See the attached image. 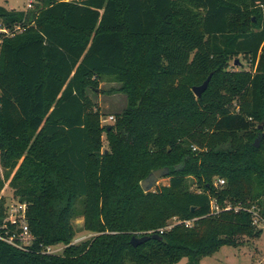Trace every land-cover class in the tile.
I'll return each mask as SVG.
<instances>
[{
    "label": "trees",
    "instance_id": "obj_1",
    "mask_svg": "<svg viewBox=\"0 0 264 264\" xmlns=\"http://www.w3.org/2000/svg\"><path fill=\"white\" fill-rule=\"evenodd\" d=\"M0 23L20 27L0 43V236L5 184L33 236L0 239V264H199L260 237L264 0H31ZM105 78L126 97L112 124L88 94ZM78 215L94 235L73 244Z\"/></svg>",
    "mask_w": 264,
    "mask_h": 264
},
{
    "label": "rangeland",
    "instance_id": "obj_2",
    "mask_svg": "<svg viewBox=\"0 0 264 264\" xmlns=\"http://www.w3.org/2000/svg\"><path fill=\"white\" fill-rule=\"evenodd\" d=\"M26 2L27 0H0V5L21 10L26 9ZM238 60L240 65H234L231 63V66L229 67L234 69L250 68L249 64L242 57H238ZM118 85V83L105 78L100 82L97 89L88 90V94L98 105L102 114L101 124H112L114 122V115L122 111L125 107L126 97L124 94L108 92L110 88H116ZM109 116H113V119H109ZM103 146H107L105 138L103 139ZM167 183L168 178L162 175L157 178L156 184L151 187V189ZM194 188L195 185H191V189ZM2 195L5 197L7 205L15 199L13 197L12 189L7 184H5V187L2 190ZM82 222V216L79 215L72 219V224L76 230L75 236L72 239L73 244L88 240L94 235L93 232L86 231L82 228ZM259 226L262 228L260 237H243L238 245H222L212 255L202 257L199 264H264V223H260ZM54 249L57 251V254H61L64 245L61 243L56 244L54 245ZM186 262L187 258L184 257L175 264H186Z\"/></svg>",
    "mask_w": 264,
    "mask_h": 264
},
{
    "label": "built area",
    "instance_id": "obj_3",
    "mask_svg": "<svg viewBox=\"0 0 264 264\" xmlns=\"http://www.w3.org/2000/svg\"><path fill=\"white\" fill-rule=\"evenodd\" d=\"M31 0H27L26 7H30ZM20 30L19 25H15L14 28L9 29L6 26L2 25L0 23V43L2 42V39L7 36L13 35L16 31ZM109 119H113V116H109ZM217 183L223 184V179H218ZM26 208L27 205L24 202H19L15 199L7 205V214L4 219V227H7V225H14L16 229L12 231L11 234L6 236H0V239L8 242L11 245H14L15 247L19 249H27V247L32 243L33 236L29 231L27 221H26ZM211 209L212 210H218V207L212 202L211 203ZM255 215L254 222L258 223H264V220L258 221L259 217L255 210L252 211ZM187 225L190 224V221H185ZM170 225L167 227L169 228ZM163 229H160L159 232H162ZM43 252L45 253H51V254H57V251L54 249L53 246H47Z\"/></svg>",
    "mask_w": 264,
    "mask_h": 264
},
{
    "label": "water",
    "instance_id": "obj_4",
    "mask_svg": "<svg viewBox=\"0 0 264 264\" xmlns=\"http://www.w3.org/2000/svg\"><path fill=\"white\" fill-rule=\"evenodd\" d=\"M238 62H239L238 59H236L235 64H237ZM210 77H211V73L207 76V78L200 85L193 86L192 91L196 97H199L201 93L206 89L208 82L210 80ZM259 127H262V125H260ZM259 140H260V136H258L255 139L253 143L254 146L258 145ZM165 173H166V168L156 169L152 173H150L144 180L141 181V187L143 188V190L146 191V190H149L151 187H153L156 184L157 178L164 175ZM151 237L160 238V235H158L157 233H153L151 234ZM148 238H149V235L147 234L142 235V236L133 235L131 237V243L133 245H137L147 240Z\"/></svg>",
    "mask_w": 264,
    "mask_h": 264
},
{
    "label": "crops",
    "instance_id": "obj_5",
    "mask_svg": "<svg viewBox=\"0 0 264 264\" xmlns=\"http://www.w3.org/2000/svg\"><path fill=\"white\" fill-rule=\"evenodd\" d=\"M6 8H9V9H14V8H11V7H6Z\"/></svg>",
    "mask_w": 264,
    "mask_h": 264
}]
</instances>
